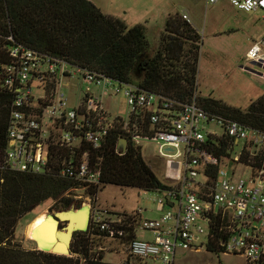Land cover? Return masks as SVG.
<instances>
[{"label": "built area", "instance_id": "obj_1", "mask_svg": "<svg viewBox=\"0 0 264 264\" xmlns=\"http://www.w3.org/2000/svg\"><path fill=\"white\" fill-rule=\"evenodd\" d=\"M221 1L207 0V6ZM224 1L243 13H260L264 22V0ZM183 18L189 21L185 14ZM10 55L12 64L0 66V91L14 96L6 169L34 176L57 172L80 184L71 192L101 188L102 174L91 166L84 148L97 151L106 145L122 118L113 117L104 100L124 95L130 109L128 119H122L124 131L139 146L156 142L167 178L175 183L160 192V219L142 220L136 239L126 248L132 262L175 264L178 252L207 250L214 242L222 254L241 257L246 264H264V132L213 117L197 96L181 106L23 46L11 48ZM247 59L264 71V39L252 46ZM73 82L86 89L77 106L66 92ZM147 126L150 133L145 132ZM222 136L235 147L230 158L219 160L208 153L207 141ZM246 148L253 159L247 164L241 160ZM64 150L72 154L69 160L61 157ZM256 158L262 159L260 167L254 164ZM107 215L96 211L91 222L113 239L125 237L122 220ZM147 233L150 239L140 237ZM217 236L225 238L217 241Z\"/></svg>", "mask_w": 264, "mask_h": 264}, {"label": "trees", "instance_id": "obj_2", "mask_svg": "<svg viewBox=\"0 0 264 264\" xmlns=\"http://www.w3.org/2000/svg\"><path fill=\"white\" fill-rule=\"evenodd\" d=\"M200 42L199 32L179 13L168 17L161 45L155 51L144 25L129 27L123 20L105 15L89 0H0V66L11 65V48L23 46L181 106L197 96L198 104L213 117L264 132V97L242 110L197 94ZM13 101L11 93L0 91V264H109L105 253L110 249L119 248L127 254L126 248L136 239L142 222L140 214L121 215L126 232L121 239L111 238L91 222L87 232L74 235L70 256L23 246L17 237L19 225L39 207L52 203L55 210L68 211L82 204L69 197L80 184L57 172L34 176L6 169ZM148 126L146 133H150ZM122 140L128 143L125 153L120 150ZM234 147L235 142L226 136L207 141L208 153L219 160L230 158ZM84 149L91 166L102 174V187L90 192L95 199L107 186L159 193L169 188L144 159L142 147L124 131L122 119L116 121L104 147ZM60 154L65 160L72 155L68 150ZM241 160L245 164L253 161L247 148ZM254 161L260 167L262 159ZM211 174L215 181L216 169ZM222 237L217 236V241ZM115 243L119 245L115 247ZM207 251L222 254L214 242ZM123 264H132V259L128 257Z\"/></svg>", "mask_w": 264, "mask_h": 264}, {"label": "rangeland", "instance_id": "obj_3", "mask_svg": "<svg viewBox=\"0 0 264 264\" xmlns=\"http://www.w3.org/2000/svg\"><path fill=\"white\" fill-rule=\"evenodd\" d=\"M105 15L123 20L129 27L144 25L147 29L148 40L152 50H157L165 34L168 16L171 14L189 13L195 29L201 37L200 59L197 76V94L204 98L221 101L227 106L249 109L252 102L264 97V81L250 76L246 68L263 74V69L253 65L245 59L249 45L260 42L264 36V23L259 21L260 13L255 19H247L242 15L231 22H237L239 28L224 35L211 34V29L219 27L222 20L219 16H229L219 8L206 7V0H89ZM249 40V41H248ZM66 92L71 97L72 106H77L85 94L84 85L76 82ZM98 94V90L94 89ZM96 94V95H97ZM105 108L113 117L128 119L130 109L124 95L106 97ZM222 133L219 128H213ZM240 144V149L242 148ZM143 157L153 168L158 178L168 185H174L167 178V164L158 156L156 142L141 143ZM239 149V150H240ZM69 197L81 203V207L91 208V219L94 212H103L114 220H120L123 214L141 213L142 220H158L161 214L157 211V201L162 197L159 192H145L135 188H119L107 186L97 198L88 192H70ZM49 203L39 207L34 214L25 218L18 228L17 237L27 250H38L36 243L27 236L28 227L41 215L59 214ZM75 208V207H73ZM72 209V208H71ZM76 209V208H75ZM90 219V223H91ZM62 227H65V225ZM147 239L151 235L146 234ZM119 244L115 243V247ZM129 257V256H128ZM125 252L119 248L110 249L105 253V262L109 264H123L128 259ZM134 264L139 262L133 261ZM175 264H246V261L234 255H215L206 248L201 251H180L176 256Z\"/></svg>", "mask_w": 264, "mask_h": 264}, {"label": "water", "instance_id": "obj_4", "mask_svg": "<svg viewBox=\"0 0 264 264\" xmlns=\"http://www.w3.org/2000/svg\"><path fill=\"white\" fill-rule=\"evenodd\" d=\"M255 73V72H254ZM127 141L120 142L123 152L127 151ZM91 208L83 206L79 209L72 208L59 214L48 215L47 223H55L56 229L44 226L36 232L35 240L38 251L59 256H70L74 235L78 232H87L90 227ZM62 225L65 227H62ZM40 232H45L46 238L39 237ZM57 250V253H52Z\"/></svg>", "mask_w": 264, "mask_h": 264}, {"label": "crops", "instance_id": "obj_5", "mask_svg": "<svg viewBox=\"0 0 264 264\" xmlns=\"http://www.w3.org/2000/svg\"><path fill=\"white\" fill-rule=\"evenodd\" d=\"M206 7H210V6H207V0H206ZM213 7H216V8H219L220 10H222V12H226V13H228L229 14V16H226V17H223L222 15L221 16H217L216 17V20H222V23H220L219 24V27H218V29L217 28H215V29H211V34H212V36H214V35H216V34H218V35H224V34H226V33H228V32H230V31H234V30H237L236 28H239L238 26H239V24L237 23V22H231V19H233V20H235L236 21V19L235 18H238V17H240V16H242V15H246V17H247V19L249 20V19H255V20H257V18H256V14H246V13H243V12H241V11H239V10H237V9H235L233 6H231L228 2H226V1H221V2H219L218 4H216V5H213ZM172 15V14H171ZM182 15H184V14H182ZM188 18H189V22L195 27V25H194V23H193V21H192V19H191V16H190V14L189 13H187V14H185ZM170 16V15H169ZM168 16V17H169ZM259 21H261V22H263L262 20H261V16L259 15ZM264 23V22H263ZM196 28V27H195ZM262 39H264V36L262 37ZM261 39V40H262ZM260 40V41H261ZM249 41V40H248ZM257 43V42H256ZM252 44H250L249 45V48H248V51L246 52V55H245V59H247V54H248V52L250 51V49L252 48ZM247 72L246 73H248L250 76H252V77H254L255 79H261V80H263L264 81V78L262 77V76H260L259 74H256V73H254V72H252V71H249L247 68L245 69ZM140 237H142V238H144V239H147L146 237H147V235L146 234H141V236ZM151 238V237H150Z\"/></svg>", "mask_w": 264, "mask_h": 264}, {"label": "bare ground", "instance_id": "obj_6", "mask_svg": "<svg viewBox=\"0 0 264 264\" xmlns=\"http://www.w3.org/2000/svg\"><path fill=\"white\" fill-rule=\"evenodd\" d=\"M47 218L48 216L47 215H41L39 216L38 218H36L33 223L28 227V230H27V236L31 239V240H35V234L36 232H38L39 230H41L44 226H47L51 229H56V224L55 223H51V224H48L47 223ZM39 237L42 238V239H45L46 238V234L45 232H40L39 233ZM52 253H57V250L53 251Z\"/></svg>", "mask_w": 264, "mask_h": 264}]
</instances>
